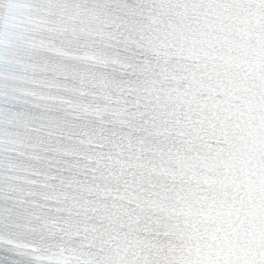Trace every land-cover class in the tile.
<instances>
[{"label":"snow or ice","instance_id":"obj_1","mask_svg":"<svg viewBox=\"0 0 264 264\" xmlns=\"http://www.w3.org/2000/svg\"><path fill=\"white\" fill-rule=\"evenodd\" d=\"M0 264H264V0H0Z\"/></svg>","mask_w":264,"mask_h":264}]
</instances>
